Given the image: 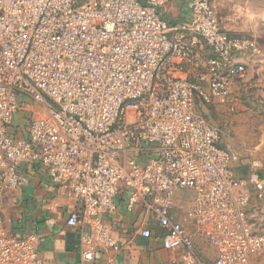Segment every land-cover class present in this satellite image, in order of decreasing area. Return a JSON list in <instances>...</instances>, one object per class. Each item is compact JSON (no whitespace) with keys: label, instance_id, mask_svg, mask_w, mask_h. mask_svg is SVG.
Wrapping results in <instances>:
<instances>
[{"label":"built area","instance_id":"obj_1","mask_svg":"<svg viewBox=\"0 0 264 264\" xmlns=\"http://www.w3.org/2000/svg\"><path fill=\"white\" fill-rule=\"evenodd\" d=\"M160 1L0 0V264H50L37 235L12 237L2 219L5 193L20 190L21 169L33 165L78 203L66 204V224L85 229L84 262L118 252L103 218L115 212L121 185L127 210L142 203L162 230L161 247L185 251L183 264L195 260L189 222L214 248L215 264H252L264 254L248 215L252 195L264 201V179L256 165L246 179L233 175L220 131L196 102L229 96L246 74L239 59L260 53L256 36L222 32L213 0H189L188 21L169 27ZM199 40L213 58L200 56ZM174 58L203 68L199 82L168 76ZM23 97L47 104L22 133L11 125ZM178 191L192 194L180 221L172 214Z\"/></svg>","mask_w":264,"mask_h":264},{"label":"crops","instance_id":"obj_2","mask_svg":"<svg viewBox=\"0 0 264 264\" xmlns=\"http://www.w3.org/2000/svg\"><path fill=\"white\" fill-rule=\"evenodd\" d=\"M189 0H161L157 14L169 27L185 24L189 13ZM145 4V0H142ZM212 9L219 29L229 36L244 37L249 34L256 36L259 54H245L239 61L245 66L246 74L241 80L249 87L264 82V0H213ZM198 53L204 59L213 58L212 50L202 41H198ZM168 76L198 83L204 69L195 65L181 64L172 59L166 69ZM231 91V90H230ZM199 108L200 102L196 100ZM26 179L25 185L17 191L7 192L3 198L2 219L7 233L16 238L29 234L40 239L39 257L50 264H183V249L164 250L160 244L162 230L158 227L153 215L141 204L131 211L127 210L129 192L122 185L114 199L116 210L105 216L103 220L111 225L113 236L118 243V252H96L92 261L82 260L80 238L85 229L81 226H67L66 204L78 208V203L67 199L66 195L51 184L47 171L39 165L26 166L21 169ZM259 174V172H258ZM259 176L264 179L260 174ZM188 191H178L173 199L172 214L179 197ZM258 201L252 195L248 215L264 235V227L251 217L253 203ZM263 203L264 201H259ZM174 215V214H173ZM176 220L183 217L175 216ZM187 233L192 236L195 245L194 264H215L216 253L208 240L191 223H186ZM147 229L149 238L139 235ZM261 260L256 258L255 261Z\"/></svg>","mask_w":264,"mask_h":264},{"label":"rangeland","instance_id":"obj_3","mask_svg":"<svg viewBox=\"0 0 264 264\" xmlns=\"http://www.w3.org/2000/svg\"><path fill=\"white\" fill-rule=\"evenodd\" d=\"M46 104L32 98H20L19 110L11 127L26 130L28 124L43 118ZM203 117L221 134L220 146L231 156L230 167L236 178H244L256 165L264 178V82L249 87L247 82H240L232 87L229 96L216 100L210 105L198 108ZM19 133V136L24 134ZM192 208V194L185 192L177 200L173 214L184 217ZM251 217L264 227L263 203L256 201L250 210ZM254 264H264V254Z\"/></svg>","mask_w":264,"mask_h":264},{"label":"trees","instance_id":"obj_4","mask_svg":"<svg viewBox=\"0 0 264 264\" xmlns=\"http://www.w3.org/2000/svg\"><path fill=\"white\" fill-rule=\"evenodd\" d=\"M249 175V172L247 173V175L244 178H237V179H246Z\"/></svg>","mask_w":264,"mask_h":264}]
</instances>
